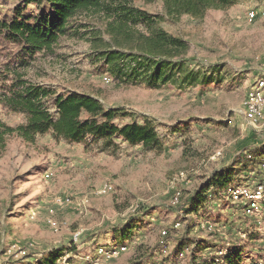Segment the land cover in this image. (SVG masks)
I'll return each mask as SVG.
<instances>
[{
    "label": "rangeland",
    "instance_id": "obj_1",
    "mask_svg": "<svg viewBox=\"0 0 264 264\" xmlns=\"http://www.w3.org/2000/svg\"><path fill=\"white\" fill-rule=\"evenodd\" d=\"M15 4L0 0V17ZM134 6L163 14L159 1ZM251 10L263 15L249 22ZM78 21L109 42L101 16L83 15ZM161 27L187 42L185 59L207 83L182 89L118 85L92 62L91 43L78 39H62L54 54L38 57L28 68L26 76L34 83L92 95L138 123L150 121L161 147L146 151L114 139L113 147L102 150L91 139L69 143L46 135L28 144L10 137L0 157V264L42 263L54 250L56 264H94L86 258L98 246L111 245L127 249L95 264H192L195 243L231 252L235 264H264L263 219L244 216L224 190L194 210L190 201L215 170L234 162L229 186L240 187L264 162V120L246 126L240 114L248 88L264 76V0H235L227 10H210L202 19L181 16L162 21ZM9 50L0 47V66ZM0 119L12 127L24 123L21 114L2 108ZM180 172L185 179H176ZM104 184L112 191L95 195ZM175 190L182 194L177 206L171 204ZM176 223L179 229L173 228ZM123 225L128 231L115 242L113 229ZM162 231L167 239L161 243ZM11 244L25 255L8 254ZM184 245L187 251L180 256ZM195 255L196 264H211L204 251Z\"/></svg>",
    "mask_w": 264,
    "mask_h": 264
},
{
    "label": "trees",
    "instance_id": "obj_2",
    "mask_svg": "<svg viewBox=\"0 0 264 264\" xmlns=\"http://www.w3.org/2000/svg\"><path fill=\"white\" fill-rule=\"evenodd\" d=\"M137 1L145 4L159 1L163 14H151L134 6ZM234 1L16 0L10 14L0 17V47H10L0 66V108L21 114L24 123L12 127L0 119V157L10 137L34 144L37 138L46 135L69 143L91 139L100 142L102 150L113 147L114 139L132 146L139 144L146 151L160 149L161 141L150 121L138 123L135 116L121 108H105L92 95L60 92L34 83L27 78V70L38 57L54 54L62 39H78L91 43L92 62L99 63V70L107 72L118 85L143 84L148 88L172 85L180 89L203 85L208 82L205 75L191 69L185 59L187 42L167 33L161 23L176 21L181 16L202 19L210 10H227ZM83 15L101 16L105 20L109 42H104L99 32L90 30L89 24L78 21ZM123 45L128 49H123ZM235 171L234 162L215 170L190 199L192 210L212 197L217 198L223 190L225 193L231 187ZM127 231L125 225L114 228L113 232L118 234L115 242ZM166 239L167 236H161V243ZM199 245L195 243V253L204 251L211 264H215L214 253L220 249ZM180 247L181 243L176 249ZM182 251L183 248L179 254ZM57 253L52 251L37 264H56ZM195 253L189 260L192 264H196ZM230 253L222 255L220 264L224 261L235 264ZM15 264L20 263L16 260Z\"/></svg>",
    "mask_w": 264,
    "mask_h": 264
},
{
    "label": "built area",
    "instance_id": "obj_3",
    "mask_svg": "<svg viewBox=\"0 0 264 264\" xmlns=\"http://www.w3.org/2000/svg\"><path fill=\"white\" fill-rule=\"evenodd\" d=\"M261 15H263V13L259 12L258 10H251L247 14V20L252 22ZM108 82L109 80L106 78L105 83ZM240 114L242 115L246 126L255 127L264 120V76L258 78L248 88L245 98L242 102ZM177 178L179 180H183L185 179V174L180 172L177 174L176 179ZM248 179L249 180L247 181L246 185L240 187H229L225 194L231 202L241 206L244 216L256 220H264V162H261L259 171L256 174L251 173V176H249ZM111 191L112 186L110 184H104L95 192V195L103 196ZM180 197L181 192L175 190L173 192L171 204L178 205L180 202ZM50 226H55V223L50 222ZM179 227V223H176L173 226L174 229H179ZM206 227L208 231H211L212 227L210 225H207ZM166 233V231H162V236H165ZM77 237L78 234H75L74 240H76ZM126 249L127 247L125 245H111L107 247L98 246L92 258L86 259L94 264L99 260L108 261L119 257L125 252ZM186 251L187 249H184V251H182L179 255L182 256ZM226 251L219 250L218 252L214 253L215 264H220L221 257L226 253ZM7 253L14 255V257L17 255H25V251L17 244H11L7 249Z\"/></svg>",
    "mask_w": 264,
    "mask_h": 264
},
{
    "label": "crops",
    "instance_id": "obj_4",
    "mask_svg": "<svg viewBox=\"0 0 264 264\" xmlns=\"http://www.w3.org/2000/svg\"><path fill=\"white\" fill-rule=\"evenodd\" d=\"M247 181H248V179H247ZM247 181H246V183H247Z\"/></svg>",
    "mask_w": 264,
    "mask_h": 264
}]
</instances>
